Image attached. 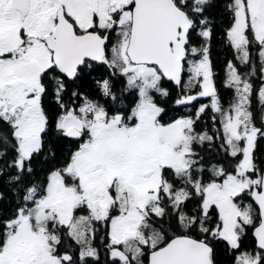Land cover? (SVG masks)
Wrapping results in <instances>:
<instances>
[{"label": "snow or ice", "instance_id": "snow-or-ice-1", "mask_svg": "<svg viewBox=\"0 0 264 264\" xmlns=\"http://www.w3.org/2000/svg\"><path fill=\"white\" fill-rule=\"evenodd\" d=\"M262 139L264 0H0V264H264Z\"/></svg>", "mask_w": 264, "mask_h": 264}, {"label": "trees", "instance_id": "trees-1", "mask_svg": "<svg viewBox=\"0 0 264 264\" xmlns=\"http://www.w3.org/2000/svg\"><path fill=\"white\" fill-rule=\"evenodd\" d=\"M213 17L215 21V27H214L213 40L211 43L210 58L212 60L213 71L215 73V79L217 81V84L218 86H222L225 88V85L227 84V73H228L227 64L228 62H230L232 59L235 58V52L233 49L229 47L227 43L226 35H225L228 29L230 18L222 14V11L220 8H216L213 10ZM253 62L255 63V61ZM242 67H245L248 70L246 71V73L247 72L249 73L252 70L248 66L242 65ZM243 73H245V71H243ZM224 92H225V96L228 94H231V89L225 88ZM258 149H259V152L263 154L264 144L261 143ZM70 150L71 149L68 146H64V145L61 146V151L63 154H67V152Z\"/></svg>", "mask_w": 264, "mask_h": 264}, {"label": "flooded vegetation", "instance_id": "flooded-vegetation-1", "mask_svg": "<svg viewBox=\"0 0 264 264\" xmlns=\"http://www.w3.org/2000/svg\"><path fill=\"white\" fill-rule=\"evenodd\" d=\"M100 67V66H98ZM107 69L104 67H100V72L99 73H95L93 78H95L96 76L103 74L104 72H106ZM258 81H260V79H255L254 80V84H256ZM87 87V85H86ZM224 87L219 86V91H220V96L222 98V102L224 104V106L227 108L230 105V101L234 100V91L231 90V94H228L225 96V92H224ZM227 99V101H226ZM207 99L205 100H200L194 103V106H189V107H182L180 109H173L171 106H169V116L167 117V119L173 118V117H180L182 115H192L195 112V109L202 103H207ZM212 115V113L205 115L203 117V121L201 122V127H204L205 129H207L208 125L211 124V120H210V116ZM209 119V120H207ZM207 120V122H206ZM204 122V123H203ZM263 143L264 144V139L262 140H258L257 142V149H256V156L259 155L261 156L259 160H264V152L263 154L259 152V145ZM248 201H245V203H247ZM252 247V237H251V233L249 232V238L247 240H245L244 242V249L245 250H250ZM221 249V250H220ZM103 252V249H101ZM236 255H239V253H237ZM102 260H103V255H102ZM216 260H217V264H234L233 261V254L230 251H226L224 249L223 246H218L217 247V255H216Z\"/></svg>", "mask_w": 264, "mask_h": 264}, {"label": "rangeland", "instance_id": "rangeland-1", "mask_svg": "<svg viewBox=\"0 0 264 264\" xmlns=\"http://www.w3.org/2000/svg\"><path fill=\"white\" fill-rule=\"evenodd\" d=\"M253 54H254V56H253V60H252V66H253V68L254 69H258L259 68V61L256 59V51H255V49H253ZM232 62H235V63H237L238 64V66L240 67V71L243 73V71H245V73H246V71H248L245 67H242V65H239V62L234 58V59H232L231 60ZM253 61H255V63L253 62ZM252 71V70H251ZM248 73V72H247ZM215 74V73H214ZM214 78H215V76H214ZM255 79H260V74L258 73V71L256 72V75L254 76V77H252V80H253V82H254V80ZM187 80V74L185 75V81ZM215 82H216V86H217V89H218V92H219V94H220V91H219V86H218V84H217V81H216V79H215ZM261 80L260 81H258L256 84H254V86L255 87H259L260 85H261ZM225 88H227L226 86H225ZM227 89H229V88H227ZM234 95V94H233ZM208 101V100H207ZM231 103L233 102V100H231L230 101ZM230 103V104H231ZM199 107V106H198ZM255 107L257 108V111H259V104L257 103L256 105H255ZM213 115V114H212ZM182 116H185V115H182ZM204 120V119H203ZM258 147V146H257ZM257 147H256V149H257ZM260 157L261 156H259V155H257V158H258V160L260 159Z\"/></svg>", "mask_w": 264, "mask_h": 264}]
</instances>
